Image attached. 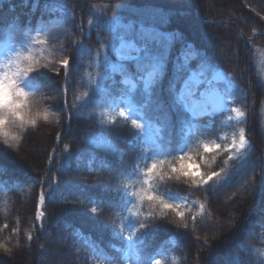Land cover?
<instances>
[{"label":"trees","instance_id":"trees-1","mask_svg":"<svg viewBox=\"0 0 264 264\" xmlns=\"http://www.w3.org/2000/svg\"><path fill=\"white\" fill-rule=\"evenodd\" d=\"M37 32L46 51L29 101L49 119L11 147L0 142V264H264V0H0V40ZM122 42L163 53L150 94L139 77L152 72L151 57L140 53L135 75L121 72L134 61L112 70ZM73 56L66 76L60 61ZM212 70L233 82L241 121L175 103L191 73L205 80ZM240 128L248 147L227 165L222 149L203 153L204 144L238 140ZM181 151L196 163L204 154L201 172L224 168L202 188L155 182V191L188 198L183 222L132 195L153 159Z\"/></svg>","mask_w":264,"mask_h":264},{"label":"snow or ice","instance_id":"snow-or-ice-1","mask_svg":"<svg viewBox=\"0 0 264 264\" xmlns=\"http://www.w3.org/2000/svg\"><path fill=\"white\" fill-rule=\"evenodd\" d=\"M38 43L43 44V40L37 41ZM123 47V43L121 44ZM135 55L124 56L121 55L120 50H117V59L118 60H129L134 61V65H129V68L126 70L121 67V72H130V74L135 75L141 70V55L143 53L144 57H151L153 62L152 72L149 73L147 78L140 76L139 79L143 82L144 90L146 93H149L150 86L154 84L158 76H161L165 70L166 59L161 52L149 51L148 47L144 48H135ZM75 60V56L70 58H64L60 61L61 67L65 70V75L67 76L71 72V63ZM28 62L25 66L22 62ZM36 72V68L32 63V56L22 55L17 53V55L9 60L7 64L3 66L2 71H0V135L4 137L3 143L11 147L12 145L9 141L18 142L20 136L18 133L13 131H8L5 129L6 125H10L13 128H19L20 132L24 131L25 126L35 127L38 119H43L47 121L49 119V113L44 111L42 113L32 114L29 111L28 98L32 95V91H25V89H32L33 80L37 79L42 73H37L35 77L30 76V73ZM124 83H128L126 79ZM203 81L195 80L193 76H189L188 79L183 81V86L180 87L179 93L175 98V103L182 107L184 112L192 113L195 115L198 108H204L206 106L205 102V92H200L199 88L202 85ZM260 86L264 88V82H261ZM233 112L236 113V120L240 121L245 113L238 108H233ZM121 116H124V113H120ZM125 120L128 119L127 116L124 117ZM132 125L139 129L140 124L136 122L135 119L132 120ZM248 142L245 139V131L243 128L239 130V139L233 138L230 145L222 146L220 144H204L203 153L210 152H220L221 149L224 153H228L227 160H224V165H227L228 160H232V153H240L241 150L245 149V146ZM216 157L213 156L212 162H215ZM186 162L193 163V167L198 175H194L189 172L186 168ZM205 163L204 154L200 156V162L196 163L193 160V157L190 154H186L183 151L179 155H174L172 160L166 161V159H153L150 166L146 167L142 173L144 179L142 180V186L140 189L132 193L135 196L137 203L148 202L151 206H158L160 211L159 215H164L168 211H171L180 221H184L185 212L181 211V205L188 198L187 197H176L169 194H164L156 189V181L159 180L163 182L165 179L172 180L173 178L177 181L183 179L185 183H189L192 187L202 188L204 185H207L210 181H213L214 178H217L221 175V172L224 171L222 167L220 171H200V165ZM166 166V167H165ZM211 167V165H209ZM135 171V169L133 170ZM255 171V169L253 170ZM126 195V194H125ZM45 195L41 193L39 197V204L37 206L36 220L40 221L44 216V212L41 210V206L45 202ZM171 201V202H170ZM125 203H130L129 199H125ZM205 205L200 204L199 210L192 216V220L195 221L197 216L203 214ZM93 212L96 211L95 208L92 209ZM135 215V213H133ZM187 223L183 224V227L187 228ZM7 225H5V228ZM146 227L145 223H140V229ZM29 240L32 239L31 236L28 237ZM128 240L132 239L130 234L127 237ZM5 252H10L8 248L4 249ZM264 256V253H261ZM141 264H160L159 260L145 259L141 261Z\"/></svg>","mask_w":264,"mask_h":264},{"label":"rangeland","instance_id":"rangeland-1","mask_svg":"<svg viewBox=\"0 0 264 264\" xmlns=\"http://www.w3.org/2000/svg\"><path fill=\"white\" fill-rule=\"evenodd\" d=\"M43 40L44 43H38L37 41ZM46 34L45 32H37L35 34L26 35L20 40H16L12 36L6 35L0 40V71H2L3 66L7 64V62L13 59L17 53L22 55H31L32 63L34 66H37V63L45 54L46 51ZM123 43V47L121 44ZM115 50V55L117 58V50H120L121 55H135L134 49L137 48L132 42H122ZM123 61L126 60H118L117 63L112 67V70H119ZM27 65L28 62H22ZM32 76V73L29 74ZM190 76H193L195 80L203 81L202 85L204 88H199L200 92H205L206 95L204 97L206 106L204 108H198L196 110L195 115H208L211 113H220L227 112L230 113L229 119L236 120V113L232 111L233 108H237L233 105L234 98L232 95V91L234 89L233 82L230 77L219 70H212L210 76L207 79H201L194 73H191ZM25 91H34V87L32 89H25ZM31 96V95H30ZM29 96V97H30ZM29 111L32 114H35L32 109V105L30 104L29 98ZM133 119L138 120V115L135 112H129ZM243 119V118H242ZM241 119V120H242ZM240 120V121H241ZM28 127V126H25ZM5 129L8 131H13L20 134L19 128H13L10 125H6ZM153 132V131H152ZM4 137L0 135V142L3 143ZM11 145H14L16 142L9 141ZM4 144V143H3ZM248 147V143L245 146V149ZM245 149L241 150L244 151Z\"/></svg>","mask_w":264,"mask_h":264}]
</instances>
